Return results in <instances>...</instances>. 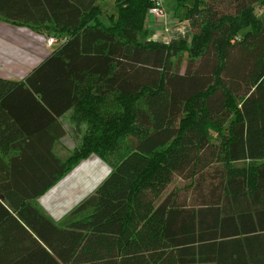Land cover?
<instances>
[{
  "label": "trees",
  "instance_id": "1",
  "mask_svg": "<svg viewBox=\"0 0 264 264\" xmlns=\"http://www.w3.org/2000/svg\"><path fill=\"white\" fill-rule=\"evenodd\" d=\"M9 1L0 18L56 40L25 91L48 121L70 110L85 131L63 159L51 151L57 137L38 149L46 176L5 188L33 199L91 155L110 169L59 225L23 203L48 233V242L38 235L39 263L264 264V0H175L190 3L188 30L168 43L140 37L149 0H113L108 26L98 20L103 0H28L34 21L9 17ZM212 165L220 178L194 202L163 196L174 176L202 182Z\"/></svg>",
  "mask_w": 264,
  "mask_h": 264
},
{
  "label": "crops",
  "instance_id": "2",
  "mask_svg": "<svg viewBox=\"0 0 264 264\" xmlns=\"http://www.w3.org/2000/svg\"><path fill=\"white\" fill-rule=\"evenodd\" d=\"M9 2L2 0L0 3L7 5ZM103 5L104 1L102 10ZM13 6L3 9L9 17L21 16L29 21L36 18L35 9L28 0H17ZM115 15L111 16L110 23L115 20ZM32 28L34 26L0 18V79L6 81L5 89L0 91V264L9 261L12 264H41L39 261L45 258L35 248L39 244L47 251L39 237L48 242L47 230L33 215H27L28 208L22 210L23 203L35 208L54 225H59L70 211L94 192L110 171L99 158L91 155L33 199L20 198L27 193L26 189L5 188V181H12V178L30 185L31 178L35 181V178L46 176L42 173L45 170L38 169L46 155H41L38 149L48 148L49 141L57 137L51 151L55 157L63 159L78 146L85 131L83 124L74 127L69 121L70 110L56 118L58 126L54 125L41 109L43 103L38 94L25 91L28 87L24 80L30 70L54 48L46 47L42 38L51 32ZM16 157V167L7 172L5 165Z\"/></svg>",
  "mask_w": 264,
  "mask_h": 264
},
{
  "label": "rangeland",
  "instance_id": "3",
  "mask_svg": "<svg viewBox=\"0 0 264 264\" xmlns=\"http://www.w3.org/2000/svg\"><path fill=\"white\" fill-rule=\"evenodd\" d=\"M103 1H104V5H103L104 11L99 15L98 20L105 26H108L110 25L111 16H113L114 13H116V9L114 8L113 0H103ZM198 1H200L201 4H203L204 0H198ZM189 4L190 3L188 4L185 3V5L187 6H189ZM185 5H177L175 0H163V9L167 18H169L171 15V18L168 19L169 21L168 33L166 35L162 33L160 26L154 21H150V23L147 24V26H145V30H144L145 34L143 36H140L141 39L144 38L146 40L163 43L165 41L168 40L171 41L172 39H175L177 35L180 34L181 31H185V35H186L188 27H186L184 24L185 23L184 21H186L184 20V14L186 10ZM223 7L225 6L220 5L219 9L223 10ZM260 7L261 6H258L257 4L254 5V12L256 14H259L261 12ZM228 11L230 12L231 8H229ZM171 19H173V21H170ZM176 22L179 23L180 25L176 26L175 25ZM177 27H180L179 30L180 32L176 33L175 30ZM184 58H185V54H182L177 64L178 67L175 68V71L178 74H183L185 71L186 63ZM71 117L72 115L69 116V121L74 125V127H77L78 124H82V123H76L74 120H72ZM100 162L104 166L108 167V165L104 161L100 160ZM219 169L220 166H215V165H212V167L208 168L206 172L207 174H205L204 177L201 178L202 182L197 181L193 183V180L186 181L183 180L182 178L174 176L172 178L171 183L165 189L163 196H165V194L168 193H174L177 197V201L192 203L194 202V198L198 195L197 194L198 192H201V190L205 192L207 185L209 183L211 184L212 187L217 184L220 176L216 174L215 170L218 171Z\"/></svg>",
  "mask_w": 264,
  "mask_h": 264
},
{
  "label": "built area",
  "instance_id": "4",
  "mask_svg": "<svg viewBox=\"0 0 264 264\" xmlns=\"http://www.w3.org/2000/svg\"><path fill=\"white\" fill-rule=\"evenodd\" d=\"M150 6L148 7L147 11H146V18L148 20V22L150 23V21H154L155 23H157L160 28L162 33H164L165 35L168 33V18L164 12L163 9V0H149ZM185 26L188 27V24L186 21H184ZM176 26L180 25L179 23H175ZM180 27H177L175 32H180ZM185 36V31H181L179 35H177V37L175 39H177L178 37H183ZM172 39V40H175ZM56 40L53 39L52 37H48V38H44V43L46 47L51 46ZM168 41H165L163 43H168Z\"/></svg>",
  "mask_w": 264,
  "mask_h": 264
}]
</instances>
